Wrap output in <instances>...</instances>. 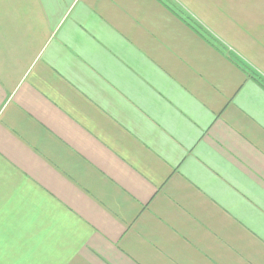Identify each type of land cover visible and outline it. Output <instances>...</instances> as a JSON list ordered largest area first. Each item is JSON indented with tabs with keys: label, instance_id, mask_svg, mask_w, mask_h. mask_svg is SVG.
<instances>
[{
	"label": "crops",
	"instance_id": "1",
	"mask_svg": "<svg viewBox=\"0 0 264 264\" xmlns=\"http://www.w3.org/2000/svg\"><path fill=\"white\" fill-rule=\"evenodd\" d=\"M163 1L0 0V264H264V0Z\"/></svg>",
	"mask_w": 264,
	"mask_h": 264
},
{
	"label": "trees",
	"instance_id": "2",
	"mask_svg": "<svg viewBox=\"0 0 264 264\" xmlns=\"http://www.w3.org/2000/svg\"><path fill=\"white\" fill-rule=\"evenodd\" d=\"M164 4L175 14L177 15L182 21H184L188 26H190L191 28H193L198 34H200L203 38L208 39V41L210 43H212L213 45H215L214 43H216L214 40L211 39V37L209 35H207V32L199 25L197 24L189 15H187L185 12H183V10L179 9L173 2H168L166 0L163 1ZM214 42V43H213ZM219 50L223 47H221L219 44L218 46L215 45ZM224 50V48H223ZM233 61L234 62H239L241 64V69L247 73L249 75V77L251 79H254L255 81H257L258 83H260V85L263 86L264 88V79H262L261 77H259L257 74L253 73V71H251L244 63L237 61L236 58L233 57Z\"/></svg>",
	"mask_w": 264,
	"mask_h": 264
}]
</instances>
